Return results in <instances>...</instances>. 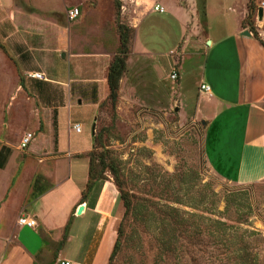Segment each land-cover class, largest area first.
I'll return each instance as SVG.
<instances>
[{
    "label": "crops",
    "instance_id": "0c3cea01",
    "mask_svg": "<svg viewBox=\"0 0 264 264\" xmlns=\"http://www.w3.org/2000/svg\"><path fill=\"white\" fill-rule=\"evenodd\" d=\"M251 1L257 5L253 24L247 21ZM98 2L0 0V149H11L0 167V264L109 263L118 191L109 178L95 180L83 197L93 142L73 144L65 110L76 99L98 111L109 92L108 68L120 45L117 13L133 29L120 91L142 77L157 87L174 83L188 98L182 80L192 61L198 109L210 113L203 147L210 167L234 184L264 179V0H113L114 24L107 25L91 17L100 11ZM157 4L164 11L155 10ZM76 7L80 18L70 20ZM64 50L68 64L55 66L54 56ZM37 71L47 79L29 77ZM203 83L209 92L201 91ZM28 132L34 137L22 148ZM82 156L89 169L79 166ZM72 158L79 159L77 169ZM37 176L45 191L33 196ZM23 217L38 225L20 223Z\"/></svg>",
    "mask_w": 264,
    "mask_h": 264
},
{
    "label": "rangeland",
    "instance_id": "374dc122",
    "mask_svg": "<svg viewBox=\"0 0 264 264\" xmlns=\"http://www.w3.org/2000/svg\"><path fill=\"white\" fill-rule=\"evenodd\" d=\"M98 1L93 20L114 24L113 0ZM64 52L54 56L55 66L68 64ZM192 64L187 61L182 80L188 98L169 79L163 88L136 77L116 103L108 92L98 111L76 99L65 110L73 144L89 147L94 139V170L118 191L119 249L108 264H264V179L234 184L210 167L203 148L210 113L198 109ZM79 159L89 169L88 156ZM79 159L72 158L73 169Z\"/></svg>",
    "mask_w": 264,
    "mask_h": 264
},
{
    "label": "trees",
    "instance_id": "16d2710c",
    "mask_svg": "<svg viewBox=\"0 0 264 264\" xmlns=\"http://www.w3.org/2000/svg\"><path fill=\"white\" fill-rule=\"evenodd\" d=\"M249 10L250 11H249L247 21H249L251 24H253L252 18L254 17V15L257 12V5L253 1H251L250 5H249ZM117 30H118L119 35H120V45L117 48V52L114 56L113 61L109 65L108 75H107L108 85H109V99H111L112 103H116V100L118 99V96L120 94V82H121V78H122L123 74L125 73V71L127 69V59H128L129 52H130V40H131V37L133 35V29L121 20L118 13H117ZM255 34H256V32H255ZM93 146H94V139H93ZM92 150H93V148H92ZM91 151L89 153V157H90V181H89L87 190L83 192V197L86 196V193L90 190V188L92 187V184L95 182V180L106 179V177L99 176V174H97V172H95V170H94L95 168H94L93 162H92ZM10 153H11L10 147H7L5 145L1 147V149H0V167L5 166ZM41 178H42L41 176H37L33 182V196H37L39 194H42L45 191V189H42V190L39 189V185H40V182L42 180ZM216 223H217L216 227H221L220 225H222V222L220 220H216ZM69 228H70V222L67 224V226L65 228L64 240H66V238H67ZM217 231L219 232V230H217ZM119 235H120V230H119ZM214 238L219 242H224V238L222 237V235L215 234V231H214ZM118 249H119V238H117L115 241L113 251H112V253L110 255V259H109L110 261L116 255Z\"/></svg>",
    "mask_w": 264,
    "mask_h": 264
},
{
    "label": "built area",
    "instance_id": "2783aa9c",
    "mask_svg": "<svg viewBox=\"0 0 264 264\" xmlns=\"http://www.w3.org/2000/svg\"><path fill=\"white\" fill-rule=\"evenodd\" d=\"M123 1H125V0H123ZM154 8L157 11H164V7H162L159 4L155 5ZM79 15H80V11L77 7L68 11V17L70 20L76 19ZM29 77L39 79V80H46L47 79L45 74L43 72H39V71L29 73ZM170 77L174 80L178 78V71L176 68H173V70L171 71ZM200 89H201V91H205V92L210 91L209 85H207L205 83L201 84ZM75 128L77 131L81 130V126L78 124L75 125ZM33 137H34V133H32V132L26 133V135L24 136V138L22 140L21 147L26 148L29 145V143L31 142V140L33 139ZM19 222L26 224L30 227H36L38 225L37 220L35 218H26V217L24 218L23 217V218H20ZM60 264H75V263L68 261V260H61Z\"/></svg>",
    "mask_w": 264,
    "mask_h": 264
},
{
    "label": "water",
    "instance_id": "95a60500",
    "mask_svg": "<svg viewBox=\"0 0 264 264\" xmlns=\"http://www.w3.org/2000/svg\"><path fill=\"white\" fill-rule=\"evenodd\" d=\"M258 15H259L260 18L263 16V8L262 7L259 8ZM245 34L249 35L250 32L246 31ZM63 57H65V53H63ZM83 208H84L83 205H80L78 210H77V213L81 214V212L83 211Z\"/></svg>",
    "mask_w": 264,
    "mask_h": 264
}]
</instances>
